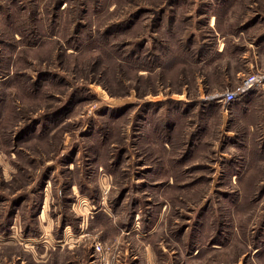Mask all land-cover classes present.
Instances as JSON below:
<instances>
[{"label": "rangeland", "instance_id": "obj_1", "mask_svg": "<svg viewBox=\"0 0 264 264\" xmlns=\"http://www.w3.org/2000/svg\"><path fill=\"white\" fill-rule=\"evenodd\" d=\"M264 0H0V264H264Z\"/></svg>", "mask_w": 264, "mask_h": 264}, {"label": "built area", "instance_id": "obj_2", "mask_svg": "<svg viewBox=\"0 0 264 264\" xmlns=\"http://www.w3.org/2000/svg\"><path fill=\"white\" fill-rule=\"evenodd\" d=\"M245 82L237 88L236 92L228 93V95L222 97H217L218 102H226L231 103L235 101L238 96H243L244 94L248 93L249 91L253 90H260L261 88L264 89V76H252L244 80Z\"/></svg>", "mask_w": 264, "mask_h": 264}]
</instances>
